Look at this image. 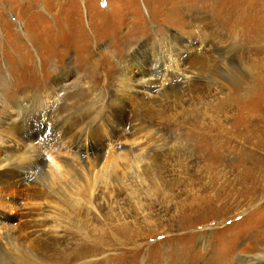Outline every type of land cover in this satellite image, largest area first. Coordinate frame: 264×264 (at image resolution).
<instances>
[{
	"label": "rangeland",
	"instance_id": "obj_1",
	"mask_svg": "<svg viewBox=\"0 0 264 264\" xmlns=\"http://www.w3.org/2000/svg\"><path fill=\"white\" fill-rule=\"evenodd\" d=\"M0 70L8 123L79 124L119 175L6 169L4 264H264V0H0Z\"/></svg>",
	"mask_w": 264,
	"mask_h": 264
},
{
	"label": "bare ground",
	"instance_id": "obj_2",
	"mask_svg": "<svg viewBox=\"0 0 264 264\" xmlns=\"http://www.w3.org/2000/svg\"><path fill=\"white\" fill-rule=\"evenodd\" d=\"M167 40H169V42H164L165 44H162L172 47L171 49L174 53L179 55L184 48L179 37L172 35L168 37ZM138 58V56H135L133 59L139 60ZM146 61H148V59L145 58L143 61H136L135 64L141 67L143 62ZM2 70H0V75H2ZM159 70L156 69L154 73L150 72L149 77L152 78V76L157 77L160 75L159 72L161 71ZM2 76H4V74ZM1 82L3 87L0 91V95L2 96L6 95L7 86L11 85V81L0 77V83ZM173 86L175 85L173 84L172 87ZM149 88L150 86L142 87L141 90L149 91ZM4 104H6V100ZM108 112L109 114L105 122L109 131L113 134L120 130L126 132L128 130L126 127H130L126 109H110ZM42 113L41 111L39 113L35 112L33 106L30 108L27 106V108H22V114L16 117L17 121L14 120L8 123L9 120L6 119V112L0 111V175H6V169H13L14 171H18L21 176L30 179L34 178L37 173H39L38 170H41L42 173L47 175V180L51 183L54 182V179L60 180L61 178L66 179V177H69L67 184L75 189L76 192L79 191L81 182H87L88 176L93 172L95 173L96 170H98L97 173L99 175H102V180L104 176L109 179H105L107 181L118 179V166L116 163L111 162L112 160L110 158L113 153L111 151V155L106 154L103 147H101L102 142L99 141L97 144L98 139L88 137V130L79 129L80 126L78 123V125H63V122L51 120L52 115H43ZM73 132L75 133L72 134ZM12 136L20 143V149H18L15 154L9 153L8 148L6 149V147H4L6 141L9 142ZM131 154L132 153H129V155ZM132 155L131 160L135 161ZM110 164L112 165L111 168ZM36 179H38V177ZM43 180L45 181L44 178ZM87 191L90 192V190ZM6 200V189L0 188V239L5 236L3 240L4 243L0 241V264H4L2 259L6 257V233L1 232V230H6V218L3 217L1 213V209H6ZM2 221H4V223H2ZM258 258L260 260L264 259V255Z\"/></svg>",
	"mask_w": 264,
	"mask_h": 264
}]
</instances>
